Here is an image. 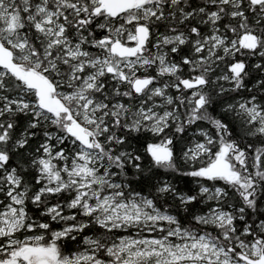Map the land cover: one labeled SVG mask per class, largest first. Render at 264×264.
Listing matches in <instances>:
<instances>
[{
	"label": "snow or ice",
	"instance_id": "6c2138e0",
	"mask_svg": "<svg viewBox=\"0 0 264 264\" xmlns=\"http://www.w3.org/2000/svg\"><path fill=\"white\" fill-rule=\"evenodd\" d=\"M0 264H264V0H0Z\"/></svg>",
	"mask_w": 264,
	"mask_h": 264
}]
</instances>
